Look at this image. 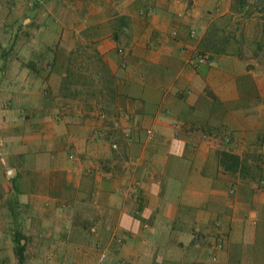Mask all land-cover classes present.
Returning a JSON list of instances; mask_svg holds the SVG:
<instances>
[{"label":"crops","instance_id":"crops-1","mask_svg":"<svg viewBox=\"0 0 264 264\" xmlns=\"http://www.w3.org/2000/svg\"><path fill=\"white\" fill-rule=\"evenodd\" d=\"M254 1L0 0V264H264Z\"/></svg>","mask_w":264,"mask_h":264},{"label":"trees","instance_id":"trees-1","mask_svg":"<svg viewBox=\"0 0 264 264\" xmlns=\"http://www.w3.org/2000/svg\"><path fill=\"white\" fill-rule=\"evenodd\" d=\"M254 0H252L253 3ZM236 4H241L245 10H247L249 7V2L247 0H234ZM256 2V1H254ZM247 15V11H245L244 16ZM224 22H228V19H225ZM226 29L224 27L219 26L216 22H213L209 25V28L207 29V32L203 35V37L200 40L199 43V49L198 51L201 53H210L212 55H220V54H227L229 52L228 46L230 43V36L226 34ZM230 33V32H227ZM238 42L241 43V40L243 38V33L241 31L239 36ZM237 54L240 53L239 50L235 51ZM235 156H230V163L234 164L235 162ZM236 163V162H235ZM16 243L19 244V240H16Z\"/></svg>","mask_w":264,"mask_h":264},{"label":"built area","instance_id":"built-area-1","mask_svg":"<svg viewBox=\"0 0 264 264\" xmlns=\"http://www.w3.org/2000/svg\"><path fill=\"white\" fill-rule=\"evenodd\" d=\"M138 13H139L140 15H146V14L150 13V8H149V7H146V6L141 7V8L139 9ZM196 34H197V33H196V30H195L194 28L189 29V31H188V37H189V38H191V39L196 38ZM207 60H208V53H205V52H204V53H201V52L198 51L197 48H195V49L192 50V53H191V62H192V65H193V66L198 67V66H200V65H202V64H204V63H206ZM106 116H107V113H106V111H105L104 109H99V110H98V117H99L100 119H105ZM171 125H172V127L175 128V129H178V128L180 127V124H179L178 121H174V122H172ZM118 126H119L118 121H115V122L113 123V127L115 128V127H118ZM107 133H108V132L99 131V132H97V135H106ZM108 134H109V133H108ZM123 134H124L126 137H128V136L130 135V132H129L128 130H124V131H123ZM146 134L148 135L149 138H153L154 135H155L154 132H153L151 129H147ZM225 137H226V136H225ZM225 140H228V139L225 138ZM110 146H111L112 148H117V147H118V143H117V141H116V140H112V141L110 142ZM1 158H2V155H1ZM231 189H232V188H230V190H231ZM218 245H219V244H218ZM105 256H106V252H105L104 250L100 249V251H99V258H98V260H99L100 263L105 259Z\"/></svg>","mask_w":264,"mask_h":264},{"label":"water","instance_id":"water-1","mask_svg":"<svg viewBox=\"0 0 264 264\" xmlns=\"http://www.w3.org/2000/svg\"><path fill=\"white\" fill-rule=\"evenodd\" d=\"M10 171H13V169H11ZM9 175H10V172H9Z\"/></svg>","mask_w":264,"mask_h":264},{"label":"rangeland","instance_id":"rangeland-1","mask_svg":"<svg viewBox=\"0 0 264 264\" xmlns=\"http://www.w3.org/2000/svg\"><path fill=\"white\" fill-rule=\"evenodd\" d=\"M193 28V27H192ZM195 29V28H194ZM195 67V66H194Z\"/></svg>","mask_w":264,"mask_h":264}]
</instances>
